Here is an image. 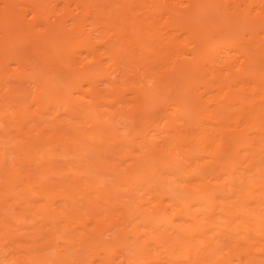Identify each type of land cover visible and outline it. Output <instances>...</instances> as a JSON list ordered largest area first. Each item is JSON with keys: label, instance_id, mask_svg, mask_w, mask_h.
Here are the masks:
<instances>
[{"label": "bare ground", "instance_id": "1", "mask_svg": "<svg viewBox=\"0 0 264 264\" xmlns=\"http://www.w3.org/2000/svg\"><path fill=\"white\" fill-rule=\"evenodd\" d=\"M0 117L23 122L0 121V264H64L54 235L79 232L109 264L151 247L143 264H264V0H0ZM132 117L166 119L139 134ZM81 183L86 209L122 221L96 203L110 221H92ZM72 196L90 217L78 224ZM115 243L123 261H108Z\"/></svg>", "mask_w": 264, "mask_h": 264}, {"label": "rangeland", "instance_id": "2", "mask_svg": "<svg viewBox=\"0 0 264 264\" xmlns=\"http://www.w3.org/2000/svg\"><path fill=\"white\" fill-rule=\"evenodd\" d=\"M167 100H168V99H167ZM4 105L6 106L7 103L4 102ZM155 106H156V105H155ZM7 107H8V106H7ZM5 108H6V107H5ZM13 110H14V109H13ZM8 118H9V121L12 120V118H13L14 123H15V120H16V119H14V117H0V121H1V119H2V120H3V123H4V121H6ZM10 118H11V119H10ZM15 118H17V117H15ZM18 118H19V117H18ZM18 118H17V119H18ZM23 118H24V122L27 121V120L32 119V120H30V121H27V123L30 124V125H28L27 123H25L26 125H28L27 128H28V127L31 128V126L33 125L32 122H34L35 125L32 126V129H35L34 127H36V124L38 123L37 125H39V124L41 123V120H42V119H40L39 117H26V118L23 117ZM29 118H30V119H29ZM34 118H35V119H34ZM43 118L48 119V120H49V119H52V117H43ZM62 118H63V117H62ZM143 118H144V120H143ZM145 118H146V117H142V118H140V117H138V118H137V117L133 118V117H132V119H131V120H132L131 125H132V123H133V125H132L133 127H140V130H138V131L136 130L137 133H139V134L142 133V132H144V131L146 132V131H148V130H150V129L153 128V127H150V129H147V130H146V128H148L147 123H148V125L150 124L149 126H151V125H152L151 122H153V126H155V125L157 126V124H158V125H161V127H162V126H163V124H162L163 122H162V121L164 120L165 117H163V118H162V117H159V118H158V117H147L146 120H145ZM155 118H156V120H158V121L160 120V121H159V122L155 121ZM168 118H169V117H168ZM170 118H171V117H170ZM170 118H169L168 120H170ZM5 119H6V120H5ZM63 119H64V118H63ZM165 119H166V118H165ZM21 120H22V119H21ZM39 120H40V121H39ZM136 120H138V121H136ZM17 121H18V120H17ZM133 121H134L135 123H134ZM139 121H142V122H139ZM172 121H173V120H172ZM6 122H8V121H6ZM10 122H11V121H10ZM20 122H21V121H20ZM20 122H18V123H20ZM30 122H31V123H30ZM81 122H83V124H84V121H81ZM165 122H166V121H164V123H165ZM14 123L11 122V125H12V124L14 125ZM16 123H17V122H16ZM16 123H15V124H16ZM18 123H17V124H18ZM21 123H23V122H21ZM143 123H144V124H143ZM156 123H157V124H156ZM0 124L2 125L1 122H0ZM8 124H9V123H8ZM17 124H16V125H17ZM142 124H143V126H142ZM154 124H155V125H154ZM1 125H0V126H1ZM5 125L7 126V124H5ZM22 125H24V124H22ZM22 125L20 124V126H22ZM87 125H88V124H87ZM131 125L129 124L128 128H126L127 126H126V127H122V128H120L119 131L121 132V129H122V132L125 134V133L128 131V129H129L130 127H132ZM134 125H135V126H134ZM136 125H137V126H136ZM139 125H140V126H139ZM6 126H5V127H6ZM8 126H10V124H9ZM8 126H7L6 128H8ZM24 126H25V125H24ZM141 126H142L143 128L146 126V127H145V130H143V128H142ZM156 126H155V127H156ZM2 127H4V126H2ZM5 127H4L3 129H6ZM15 127H16V126H15ZM17 127H18V126H17ZM120 127H121V126H120ZM155 127H154L153 129H156ZM13 128H14V126L10 127V130L8 129V131H12V130H13V131L15 132L16 129L14 128V129H15V130H14ZM157 128H159V127H157ZM3 129L1 128V130H3ZM11 129H12V130H11ZM1 130H0V131H1ZM23 130H24V129H23ZM3 131H5V130H3ZM1 132H2V131H1ZM14 132L12 133L13 135H11V136L16 135V134H14ZM16 132H17V131H16ZM122 132H121V134H123ZM65 137H68V136H65ZM10 138H11V137H10ZM12 138H13V141H16V140L19 141V139H20V138H18V139L16 138V140H14L15 138H14V137H12ZM105 138H106V136H105ZM108 139H109V137L106 138V144H107V140H108ZM11 141H12V140H11ZM108 141H110V139H109ZM12 143H14V142H12ZM10 144H11V143H10ZM81 144H83V143H81ZM13 145H14V144H13ZM109 145H110V144H109ZM11 146H12V145H11ZM8 147L10 148V146H8ZM83 147L86 148V147H87V143H85V145H84ZM9 148H8V150H9ZM85 148L81 149L82 152L84 151V152H83V157H84V155H86V156L84 157L85 161L87 160V162H91V163H92V157H94V156L96 155V153H95L94 151H91V150H90V151H89V150H86V151H85ZM1 149H2V148H1ZM2 150H3V149H2ZM8 150H6V151L8 152ZM10 150H11V149H10ZM125 150H126V149H124V151L122 152V151L118 148V151H121L122 154L125 152ZM109 151H110V150H109ZM3 152H4V150H3ZM7 152H6V154H7ZM9 152H10V151H9ZM85 152H86V153H85ZM90 152H92V153H90ZM0 153H1V152H0ZM87 153H88V154H87ZM1 154H2V153H1ZM8 154H9V153H8ZM8 154L5 155V156H7V157H6V158H7V162H8L9 160H11V159H8L9 157L12 158V154H9L10 156H9ZM89 154L91 155V157H90ZM94 154H95V155H94ZM107 154H109V156H108V155H101L100 158H99V154H97V155H98V158H99L98 161L101 159L102 156H104V158L101 159L100 162H104V160L108 161L107 159H110V158H111V157H110V156H111V151H110V153L108 152ZM123 155H124V154H123ZM20 156H21V152H20L19 157H20ZM74 156H75V155H72L71 153L69 154L70 159H73ZM76 156H77V155H76ZM22 157H23V156H22ZM79 157H80V156H78L77 158H79ZM89 157H90V158H89ZM75 158H76V157H74V159H75ZM20 159H21V157H20ZM84 159H83V160H84ZM90 159H91V160H90ZM102 160H103V161H102ZM106 161H105V162H106ZM19 162H20V161H19ZM109 162H110L109 164L114 163V161H112V160H111V161L109 160ZM8 163H9V162H8ZM106 163H107V162H106ZM61 164H62L61 162H57L56 167H58V168H60V166L62 167ZM43 167H44V166H43ZM56 170H57V169H56ZM57 177H58V176H57ZM109 183H110V182H109ZM122 183H123V181H122ZM114 184H115V183H114ZM108 185H109V184H108ZM74 186H75V185H74ZM77 186H78V188H80V190H78V188L76 189ZM82 186H83L84 188H82ZM60 187H61V189L58 188V187H57L58 189L55 188L54 191H56V192L53 191V193L55 194V193H57V192H59V191L65 190V186H60ZM62 187H64V188H62ZM76 187H75V190H76V191H74L73 194L76 193V194L74 195V196H76V197H75V199H76L77 196L81 193V194H80V198H79V200H80V199H81V200L79 201L78 198H77V200H78L79 203L81 202V203H80L81 205H83L82 200H83L84 197H85L84 193L87 194V192H89L90 190L87 188V184H86V183L78 184V185H76ZM85 187H86V188H85ZM122 187H123V185H122ZM122 187H118V188H122ZM124 187H126V186H124ZM71 188H73V186H72ZM118 188H117V189H118ZM82 189H83V190H82ZM86 189H87V191L85 192ZM125 189H126V188H125ZM133 191H136V189L133 190ZM116 192L119 193L120 195H122V194L124 195L123 189H121V190L118 189V190H116ZM120 192H122V194H121ZM77 193H78V195H77ZM139 193H140V192H139ZM139 193H137V195H141V194H139ZM73 194H72V195H73ZM120 195L118 196L119 198H120ZM82 196H83V198H82ZM92 196H93V195H92ZM115 196H117V195L115 194ZM0 197H1V196H0ZM72 197H73V196H72ZM118 197H117V198H118ZM121 197H123V196H121ZM146 197H147V196H146ZM93 198H96V197H93ZM147 198H148V197H147ZM73 199H74V197H73ZM75 199H74V201L76 202L75 204H77V207H78V208H76V209H79V210H80V214L78 213V210H73V209H75L76 206H73V209H72V207H71L72 213H73V212L75 213V215L73 214L74 218H71V221H72V219H73V220L75 219V221H74V222L72 221V222H73V223L76 222V223L78 224V223L80 222V218H81V217H85V219H89L90 217L86 216V213H84V210L80 207V204H78L77 200H75ZM126 199H127V198H126ZM0 200H1V199H0ZM85 200H86V198H85ZM118 200H119V199H118ZM122 200H123L124 203L126 202V204H127L129 199L125 201V200H124V197H123V198L121 199V201H122ZM12 202H13V201H12ZM83 202H84V201H83ZM116 202H117V201H116ZM38 203H39V205L44 206V204H43L42 201H39ZM84 203H85V202H84ZM86 203H88V204H86ZM86 203H85V204H86V206H87V209H86V207H84V205H83L82 207H83L87 212H89V214H88V213H87V214H88L89 216H91L90 219H92V221H94V219H97V218L99 217V220L102 221V219H104V218H101V217H103V216L100 217V215H102V213H103L102 211H103V210H105L104 213L106 212V208H103V206H101L100 204H98V201H97V200H94V201L90 200V201H88V202H87V200H86ZM95 203H96L97 205H99V206H98L99 208H98V207H97V208H98V209L101 208V212H102V213H101L100 210H98V212H99L98 216L96 215V213H94L95 210H96V206H95L96 204H95ZM118 203H119V201H118ZM118 203H117V204H118ZM8 204H10V203H8ZM13 204H14V202H13ZM93 204H94V205H93ZM117 204H116V205H117ZM128 204H129V205H128ZM128 204H127L128 206H131V207L133 206V208H134V206H135L133 203H131V205H130V203H128ZM132 204H133V205H132ZM169 204H170V203H169ZM88 205H89V206L93 205L94 208H91L92 206H91V207H88ZM119 205H120V204H119ZM119 205L116 206V207L118 208ZM15 206H17V203H16ZM100 206H101V207H100ZM120 206H121V205H120ZM36 207H39L38 204H35V205L33 206V210L36 209V210L38 211L39 208H36ZM116 207H115V208H116ZM196 207H197V206H196ZM196 207H195V209H196ZM13 208H14V207H13ZM16 208H17V207H16ZM16 208H14L13 210H15ZM89 208H91L92 210H90ZM117 208H116V209H117ZM193 208H194V207H193ZM31 209H32V208H31ZM31 209H30V210H31ZM116 209H115V210H116ZM195 209H194V210H195ZM17 210H18V209H16V210L14 211V212H16L15 214H17ZM30 210H29V211H30ZM36 210H34V211H36ZM81 210H83V211H81ZM107 210H108V209H107ZM196 210H197V211H200L198 207H197ZM29 211H27V212H29ZM37 211H36V212H37ZM93 211H94V212H93ZM96 211H97V210H96ZM117 211H119V209H118ZM0 212L2 213L3 211L1 210ZM14 212H12V214H13ZM19 212H20V210H19ZM36 212H34V213L36 214ZM59 212H61V211H59ZM91 212H92L93 215L91 214ZM113 212H114V211H113ZM120 212H121V210L119 211V213H120ZM1 213H0V215H3V214H1ZM20 213H21V212H20ZM22 213L25 214V211H22ZM31 213H32V210H31ZM31 213H30V215H31ZM106 213H107V212H106ZM106 213H105V215H104L105 218L108 217V215L111 214L110 217H111L112 215H113V216H117V217H115V218L112 216L111 218H113V220H115L116 218H117V219L120 218V221H122V219H121L122 217L120 216L121 214H119V213H116V214H115V212H114V214H112V212L110 213V211H109V214H107V216H106ZM131 213H132L133 216L135 215V216H134V217H135L134 219H135L136 221H135V220H134V221L132 220V222H131V224H134V223L138 222V220H139L140 217H139V218H137V217L140 216V215H139L140 212L138 213V215H137V213H133V212H131ZM131 213H129V214H131ZM199 213H200V212H199ZM201 213H202V211H201ZM201 213L198 215L199 218L202 217V214H201ZM24 214H23V215H24ZM26 214H27V213H26ZM76 214H77V216H79V217H76ZM94 214L97 216L96 218H92V216H94ZM117 214H119V215H117ZM30 215H29V216H28V215H25V217H24V218H26V219H24L25 225H28V226H29L28 223H30V225H31V224L34 225V224L36 223V222L33 221V217H30ZM132 215H130V216H132ZM15 216H17V215H15ZM18 216H19V215H18ZM26 216H27V217H26ZM32 216H33V215H32ZM118 216H120V217H118ZM133 216H132V217H133ZM217 216H218V215H215L214 219H215V218H218ZM1 217H2V216H1ZM3 217H4V216H3ZM28 217H29V218H28ZM75 217H76V218H75ZM87 217H88V218H87ZM132 217H131V218H132ZM12 218H13V217H12ZM38 218H39V217H38ZM174 218H178V217H174ZM2 219H3V218H2ZM10 219H11V218H10ZM28 219H29V220H28ZM31 219H32V220H31ZM35 219H36V218H35ZM106 219H109V217L106 218ZM132 219H133V218H132ZM13 220L15 221L16 219L13 218ZM97 220H98V219H97ZM118 220H119V219H118ZM212 220H213V219H211V221L208 220V221H206V222H207V223H209V222L211 223ZM224 220H225V219H224ZM224 220H220V218H218V219H216V220H213V222H212V223H213L212 226H214V222H215V221H216V222L218 221L216 226L219 227V226H221V225H220V224H221L220 222L224 223V222H225ZM10 221L12 222V219H11ZM36 221H37V219H36ZM104 221H106V220L104 219ZM109 221H110V220H109ZM109 221H107V224H108ZM16 222H17V221H16ZM27 222H28V223H27ZM33 222H34V223H33ZM187 222H188V223H187ZM187 222H185V225H187V227H188V226H189V225H188V224H189V221H187ZM95 223H96V220H95ZM252 223H254V221H253ZM12 224H15V223H12ZM12 224H11V225H12ZM104 224L107 225L106 223H104ZM104 224H103V221H102V227L105 226ZM60 226H62V225H60ZM72 226H73V225H72ZM216 226H214V228L217 229ZM61 228H62V227H61ZM61 228L58 227V229H60V230L62 231ZM129 228H130V226H129ZM32 229H33V228H32ZM32 229H31V230H32ZM46 229H47V227H46ZM46 229H45V230H46ZM31 230H30V231H31ZM34 230H36V229H34ZM77 230H80V229H77ZM215 231H216V230H215ZM25 232H26V231H25ZM32 232H34V231L32 230L31 233H32ZM77 232H79V231H77ZM77 232H76V233H77ZM213 232H214V231H213ZM213 232H212V234L216 235L215 233H217V231L214 232V233H213ZM22 233H23V232H22ZM79 233H81V232H79ZM79 233H77V234L80 236ZM111 233H112V232H110V233H108V232H107V233H104V238H105V239L107 238V240H108V238L111 237V239H112V236H111V235H110V236L108 235V234H111ZM74 234H75V233H74ZM77 234H75V239H76V240L74 239L75 241H77V240H78L77 238L79 237ZM106 234H107V235H106ZM209 234H211V233H209ZM257 234H258V232H257ZM63 235H64V234H63ZM70 235L73 236V234H70ZM70 235H69V236H70ZM259 235H260L259 238L261 239L262 243H260V242L257 243L256 247H259V246H260V247L257 248L256 251H257V250L260 251L259 249H262V246H263L262 244H264V236L262 235V233L259 234ZM57 236H58V237H57ZM69 236L67 237V235H65L64 237H66V238H63V239H62V236H61V235H60V237H59L58 234H55L54 237L57 238V242H56V243H57V245H56L57 248L53 245V244L55 243V242H53L52 247L50 248L51 250H49V251H50L49 253H50V254H51V253L54 254V252H55L56 249H58V251H57V253H58V252L62 251L61 249L64 248L63 251H65V252H62V253H61L63 258L60 257L61 254L58 253V255L60 254V255H59V257H60L59 259H60L61 261H62V259L64 260V258L66 259V261L64 260L65 262L63 261L64 264H67V263H66L67 261H68V264H69V262L72 261V260H71V257H72V259H73V262H71L72 264H74V263H75V264H90V263L92 264L93 262H94L93 264H99V263L102 261L103 258H101V257H99V256H101V254L104 253V252H102V251H103L102 249H101V251H98V250H99V247L97 248V247H96V244L93 245L92 248L89 246V249H88V248H87V249H86V248H85V249L82 248V249H83L84 251L87 250V252L89 251V252H88L89 254H90L91 252H94V253H95V252H98L100 255H98V253H97L96 255H93V256H92L93 253H91L90 256H89V254H87V252H86V255L89 256V257H86V255L84 254V253H85L84 251H83V252H79V250H80V251L82 250V249H79V248H81V246H80V245H78L79 247L76 246L77 242H79V241H77V242L74 243V240H72V237H71V236H70V239H68ZM73 238H74V237H73ZM128 238H129V242H130V241H131V240H130V237H128ZM66 239H68V241H65ZM141 239H143V237H142ZM144 239H145V238H144ZM69 240H70V242H69ZM55 241H56V240H55ZM59 241H60L61 243H59ZM71 241H73V242H71ZM198 241H199L198 243H200V242L202 243L201 246L204 245V243H203V242H204V239H202V241H201V239L198 240ZM127 242H128V241H127ZM127 242H126V243H127ZM70 243H71V244H70ZM58 244H60V245H58ZM63 244H64V245H63ZM72 244H73V245H72ZM79 244H80V243H79ZM221 244H222V243H221ZM70 245H72L73 247H75V246H76V247L73 248V247H71ZM115 245H116V246H115ZM115 245H113V246H114V248H116L117 251H116L115 249H113L112 246H109V248L106 249V250L110 249V251H109V252H110V253H109L110 255H111V251H112V249H113L112 252H114V255H113V253H112V256L109 258L108 261H110L111 259H112V260H111L112 262H119V259L123 261L122 257H120V255H121V250H122V245H120V244L118 245L117 243H115ZM117 245L119 246V249L117 248ZM126 245H127V244H126ZM198 245H200V244H198ZM58 246H59L60 248H59ZM68 246H69V247H68ZM94 246H95L96 248H94ZM123 247H125V245H124ZM126 247H127V246H126ZM52 249L54 250V252H51V251H53ZM70 249H71V251H69ZM93 249H96V250L93 251ZM97 249H98V250H97ZM123 249L126 250V248H123ZM150 249H152V250H150L151 253L149 252V254L151 255V257H150V255H148V256L144 255V256H146L145 258H147V259H143V260H142V259H139L138 262L133 263V264H143V263H145V262H146V263H147V262H150L149 260H151V262H152V260H155L154 258H152V257H153L152 255H154V257L157 258V255H156V254L159 253L158 251H159L160 249L157 251V253L155 252V250H154L152 247H151ZM254 249H255V247H254ZM59 250H60V251H59ZM74 250H75V251H74ZM90 250H91V252H90ZM153 250H154V251H153ZM68 251H69V253H72V256L68 253ZM115 251H116L117 254H115ZM122 251H124V250H122ZM162 251H163V250H162ZM256 251H255V252H256ZM73 252H74V253L78 252V253H80L81 255H80V254H77V253L74 254ZM100 252H102V253H100ZM106 252L108 253V251H106ZM154 252H155V253H154ZM225 252H226V251H224V253H225ZM22 253H23V252H22ZM22 253H21V255H22V257H24L25 254L23 253V254H24V255H23ZM49 253H48V254H49ZM57 253H56L55 255H57ZM82 253H83V254H82ZM153 253H154V254H153ZM257 253H258V252H257ZM257 253H256V256L259 257V259H264V258H262L261 256H259L260 253H259V254H257ZM53 254H51L50 257H51ZM63 254H64V256H63ZM68 254H69V255H68ZM73 254H74V255H73ZM126 254H127V251H126ZM129 254H130V253H128V255H129ZM163 254H164V253H163ZM163 254H162V255H163ZM19 255H20V254H19ZM65 255L68 257V260H67V258L65 257ZM77 255H78V256H77ZM102 255H105V254H102ZM115 255H116V258L113 259V258L115 257ZM164 255H165V254H164ZM164 255H163V256H164ZM70 256H71V257H70ZM80 256H81V257H80ZM94 256H95V257L98 256V258H100V260H99L98 258H97V260H96ZM131 256H132V255L130 254V258H129L130 261L133 260ZM163 256H161V258H163ZM54 257H55V256H54ZM54 257H53V259H56L58 256H56L55 258H54ZM85 257H86V259H88V261L85 260ZM92 257H93V259H92ZM103 257H104V256H103ZM148 257H149V259H148ZM51 258H52V257H51ZM82 258H83V259H82ZM151 258H152V259H151ZM59 259H58V261H59ZM91 259H92V260H91ZM94 259H95V260H94ZM107 259H108L107 257H106V259H103V260H105V263H104V264H109V263L107 262ZM209 259H210V258H209ZM56 260H57V259H56ZM75 260H77V261H75ZM114 260H116V261H114ZM124 260H125V259H124ZM157 260H158V259H157ZM157 260H155V261L157 262ZM164 260H166V259L164 258ZM164 260H163V261H164ZM192 260H193V259H192ZM192 260L190 261V263H192ZM74 261H75V262H74ZM90 261H91V262H90ZM111 261H110V262H111ZM130 261L127 259V261L125 260L123 264H127L128 262L130 263ZM160 261H162V260H160ZM163 261H162V262H163ZM186 261H189V260H186ZM186 261H184L183 263L186 264V263H185ZM106 262H107V263H106ZM142 262H143V263H142ZM151 262H150V263H151ZM153 262H154V261H153ZM162 262L159 263V261H158L159 264H161ZM164 262H167V263H164V264H178V262H177V263H173V262H171L169 259H167V260L164 261ZM208 262H209V264H210V263H211V264H221V263H217V262L213 261V259H212V260L210 259ZM101 263L103 264V261H102ZM101 263H100V264H101ZM183 263H182V262H179V264H183ZM190 263L188 262L187 264H190ZM130 264H131V263H130Z\"/></svg>", "mask_w": 264, "mask_h": 264}]
</instances>
